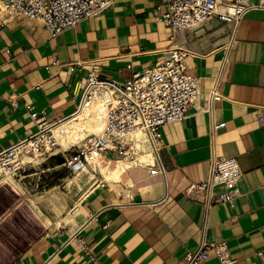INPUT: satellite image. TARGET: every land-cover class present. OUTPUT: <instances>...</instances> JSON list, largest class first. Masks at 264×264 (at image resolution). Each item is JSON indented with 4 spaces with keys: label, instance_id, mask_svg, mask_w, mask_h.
Masks as SVG:
<instances>
[{
    "label": "crops",
    "instance_id": "0c3cea01",
    "mask_svg": "<svg viewBox=\"0 0 264 264\" xmlns=\"http://www.w3.org/2000/svg\"><path fill=\"white\" fill-rule=\"evenodd\" d=\"M159 5L166 10L163 0H114L57 36L38 18L0 22V151L37 129L28 104L52 121L69 114L94 63L124 81L185 47L187 70L200 81L186 117L161 128L167 184L149 164L129 168L133 184L90 177L73 209L42 221L45 232L6 264H183L204 238L226 241L233 264H264V8L250 7L237 22L215 16L172 39L155 18ZM214 78L222 97L211 102ZM217 155L238 159L240 194L234 204L207 207L204 195L189 188L207 180ZM57 156L39 158L42 167L30 171L52 173ZM14 183L7 184L17 191ZM54 198L59 210L70 206L71 200ZM205 264L222 263L211 250Z\"/></svg>",
    "mask_w": 264,
    "mask_h": 264
},
{
    "label": "built area",
    "instance_id": "2783aa9c",
    "mask_svg": "<svg viewBox=\"0 0 264 264\" xmlns=\"http://www.w3.org/2000/svg\"><path fill=\"white\" fill-rule=\"evenodd\" d=\"M113 1L0 0V22L6 23L19 15L38 18L52 36H57L81 21L100 14ZM163 2L166 10L157 6L155 18L170 28L172 39L178 31L203 25L215 16L224 21L237 22L250 7L264 8V0H232L224 3L223 11H218L222 4L220 0ZM188 54L187 48L176 46L158 65L136 71L124 81L103 75L99 64H92L88 67V75L75 108L57 120H49L28 104L27 109L37 129L28 137L0 151V185L8 183L12 177L28 186L27 177L31 175L29 167L32 161H25V154L45 159L60 155L63 158L62 164L71 171L81 172L90 166L94 175L98 174L100 168L91 162L101 154L116 153L125 160H137L141 152L135 137L138 132H141L156 154L157 164L150 165L151 173L162 175L167 184L166 168L158 147L162 137L161 128L184 119L200 95L199 78L187 70ZM75 65L83 68L81 64H73V70ZM73 95L76 96L75 89ZM209 97L211 102L222 97L217 78L211 82ZM80 111L95 114L100 124L99 130L83 137L77 135L64 145L61 142L62 133L55 126ZM223 125L225 122L215 127ZM241 176L242 169L236 157L217 155L212 158L207 180L193 184L189 189L201 192L207 207L221 202L234 204L240 194L238 182ZM218 186L223 189L215 193ZM211 250L222 264L235 262L226 241L211 242L204 238L197 250L186 255L183 264H205Z\"/></svg>",
    "mask_w": 264,
    "mask_h": 264
},
{
    "label": "rangeland",
    "instance_id": "374dc122",
    "mask_svg": "<svg viewBox=\"0 0 264 264\" xmlns=\"http://www.w3.org/2000/svg\"><path fill=\"white\" fill-rule=\"evenodd\" d=\"M57 157L54 163L59 166H56L52 173L35 174L30 171L31 175L27 177L28 189L23 190L19 187L18 178L8 182L14 183L16 180L13 186L17 191H14L7 183L0 185V264H6L9 258L23 251L28 241L35 240L45 232L42 221L51 218L55 222L68 214L76 204L79 188L90 179V173L93 172L90 166H87L84 171L73 172L62 165L63 159L60 155ZM39 158L43 160V157ZM24 160H31L32 166L42 167L35 163L39 160L37 158L26 159L24 156ZM38 171H40L39 168ZM101 174L98 171L95 175L96 179L102 176ZM92 183L93 180L90 184ZM55 194L64 199L67 198L68 201L71 200L70 206H67L64 211L59 210L54 204Z\"/></svg>",
    "mask_w": 264,
    "mask_h": 264
},
{
    "label": "bare ground",
    "instance_id": "6f19581e",
    "mask_svg": "<svg viewBox=\"0 0 264 264\" xmlns=\"http://www.w3.org/2000/svg\"><path fill=\"white\" fill-rule=\"evenodd\" d=\"M224 9V3L219 5L218 11H223ZM99 126L100 124L97 121V117L95 114L88 113L86 111H80L74 116L67 117L55 127L62 133L61 142L64 145H67L68 142L77 135L83 137L88 133L97 132L99 130ZM135 137L138 148L141 150V152L137 156L138 160L129 161L123 158H109L107 155L101 154L95 161L91 162L93 166L97 165L100 167L103 176L102 178L104 180H124L131 184L132 181L130 180V177L128 175L129 168L136 164L140 166H145L146 164H157L156 154L152 152L149 143H147L143 138L141 132L136 133ZM24 156L26 157V159H34L31 158L28 154H25ZM37 159H39V157ZM10 176L11 175H9L8 177ZM90 177L96 178L93 172L90 173ZM9 179L11 180L13 178L10 177Z\"/></svg>",
    "mask_w": 264,
    "mask_h": 264
},
{
    "label": "trees",
    "instance_id": "16d2710c",
    "mask_svg": "<svg viewBox=\"0 0 264 264\" xmlns=\"http://www.w3.org/2000/svg\"><path fill=\"white\" fill-rule=\"evenodd\" d=\"M63 159V158H62ZM61 163V162H60ZM62 163H63V161H62Z\"/></svg>",
    "mask_w": 264,
    "mask_h": 264
}]
</instances>
